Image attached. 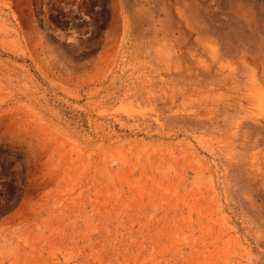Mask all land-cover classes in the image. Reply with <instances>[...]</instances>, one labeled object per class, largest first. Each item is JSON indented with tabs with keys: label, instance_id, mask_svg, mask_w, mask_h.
Instances as JSON below:
<instances>
[{
	"label": "rangeland",
	"instance_id": "1",
	"mask_svg": "<svg viewBox=\"0 0 264 264\" xmlns=\"http://www.w3.org/2000/svg\"><path fill=\"white\" fill-rule=\"evenodd\" d=\"M0 264H264V0H0Z\"/></svg>",
	"mask_w": 264,
	"mask_h": 264
}]
</instances>
